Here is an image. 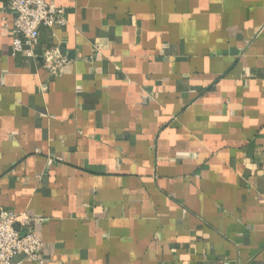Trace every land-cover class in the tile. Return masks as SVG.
Instances as JSON below:
<instances>
[{"label":"crops","instance_id":"obj_1","mask_svg":"<svg viewBox=\"0 0 264 264\" xmlns=\"http://www.w3.org/2000/svg\"><path fill=\"white\" fill-rule=\"evenodd\" d=\"M48 1L27 57L0 0V212L44 264H264V0Z\"/></svg>","mask_w":264,"mask_h":264},{"label":"built area","instance_id":"obj_2","mask_svg":"<svg viewBox=\"0 0 264 264\" xmlns=\"http://www.w3.org/2000/svg\"><path fill=\"white\" fill-rule=\"evenodd\" d=\"M13 11L10 21L4 19V26L10 25L16 31L12 39L15 52L27 57L34 56V47L39 38L40 28L54 27L65 23V10L48 0H9ZM42 66L53 76L60 74L69 62L58 46L46 49L41 54ZM31 218L12 210L0 212V264H21L23 260L44 264L41 258L43 241L37 229L30 224ZM39 222L40 219H33ZM19 227H16V225ZM21 261H16L17 257Z\"/></svg>","mask_w":264,"mask_h":264}]
</instances>
